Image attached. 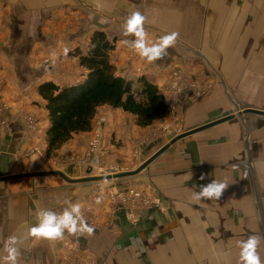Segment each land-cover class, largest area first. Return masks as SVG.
<instances>
[{"label":"rangeland","instance_id":"1","mask_svg":"<svg viewBox=\"0 0 264 264\" xmlns=\"http://www.w3.org/2000/svg\"><path fill=\"white\" fill-rule=\"evenodd\" d=\"M151 1L147 4L142 1V14L145 7L151 13H164L162 0ZM178 15L173 23L180 27L179 18H184L181 22H185L186 14H180L179 18ZM86 44L82 49L71 45L69 53L76 48L84 52ZM198 49L197 54L202 58L193 55L187 60H173L166 76L157 81L168 104L163 120L132 130L122 143L121 139L113 134L106 135L103 130L111 110L104 105L98 108L90 134L83 135L84 148L60 151L52 157L44 153L46 114L44 102L36 92L37 83L18 85L14 77L0 75V148L12 126L21 128L17 157L3 158L0 176L52 170L67 174L72 168H79L84 174L82 177L132 171L172 138L190 129L207 112V104H216L212 97L214 90H218V104H228L233 109L230 111L232 118L241 115L239 112L243 108L237 106L236 110L231 104L264 105L263 76L258 77L254 71L249 78L251 88L247 86L249 95L244 100L232 99L231 102L223 92L222 78L203 57L202 48ZM68 56L66 60L56 59L55 65L50 59L43 61L42 66L47 70L43 68L47 73L44 78L54 79L53 74H58L65 82L75 79L81 68L77 71V58ZM139 76L132 79L133 84ZM260 133L264 134V128ZM95 136L99 144L90 152L89 142ZM259 136L254 139L261 140ZM112 144L120 146L121 154L117 157H113L109 149ZM162 158L134 175L110 178L113 181L105 185L103 195L98 197L99 203L97 198L87 196L89 188L84 187L83 182L69 183L54 174L1 180L0 264H8L3 260L7 256L5 244L13 235L17 241L12 246L20 252L18 264H241L239 242L251 234L260 236L257 252L264 264V230L252 197H248L252 205L247 206L228 204L225 196H221L224 198H220L218 204L203 206L202 200L195 198L199 190L188 186L180 188V175L173 178L176 182L165 177ZM75 188H78L76 194ZM91 192L98 196L97 189ZM67 198L83 200L81 213L86 223L94 227L93 234L85 232L75 236L64 229L62 240L30 237L28 229L39 223L38 213L48 210L61 215L67 208ZM152 210L158 212L145 217Z\"/></svg>","mask_w":264,"mask_h":264},{"label":"crops","instance_id":"2","mask_svg":"<svg viewBox=\"0 0 264 264\" xmlns=\"http://www.w3.org/2000/svg\"><path fill=\"white\" fill-rule=\"evenodd\" d=\"M142 1L145 4L152 2L151 0H0V75L14 77V82L18 85L28 82L38 84L45 80H52L60 85L74 83L86 72L78 64L77 71L81 68L78 76L65 82V79L58 74H53L54 79L44 78L47 73L44 72L46 68L42 66V62L46 59L51 60L53 53L57 55L58 60H66L69 54L76 58L69 52L64 56V46L70 48L71 45H78L82 49L83 45L88 43L93 30H102L108 38H115V47L110 53V59L116 73L131 80L140 74L157 84L158 79L166 76L173 60L177 58L187 60L193 55L202 58L197 54L200 51L199 46L205 53L203 57L211 63L213 71L222 78L223 92L231 102L232 99L244 100L249 95L247 86L251 88L249 78L254 71L258 77H264V0H160L161 4H164L161 5L165 8L164 13L157 11L151 13L145 7L143 14L147 20L144 27L149 38L155 40L172 31L180 34L175 45L169 46L160 59L151 63L141 58L131 47L136 39L135 36L123 35L125 20L133 11L141 10ZM177 14H186L185 22H181L184 18H179L178 15L180 27L173 23L176 22ZM125 40L127 44L123 43ZM138 69H142L141 72ZM0 85L2 87L1 83ZM216 91L218 90H214L212 94L216 104H207L205 107L208 110L204 114L209 112L211 114L207 117L203 114L204 116L197 119L191 128L225 112L232 114L230 111L233 109L229 108L228 104H218ZM237 106L243 109L248 106L264 109V105L260 103L231 104L236 110ZM243 109L239 112L242 113L239 116L175 140L147 166L157 162L162 156L166 178L176 182L173 178L180 175V188L188 186L196 188L199 192L202 187L213 181L225 182L227 187L221 196L227 197L228 204L242 206L252 205L251 201H248V197H252L254 207L259 212L261 228L264 230V134L260 133L264 128V116L245 113ZM47 126L48 120L45 116L44 132ZM138 128L141 127L135 124L132 114L119 108H111L108 122H105L103 130L107 132L106 135L113 134L125 143L128 134ZM20 130L19 125L12 126L3 148H0V166L5 162L3 158L17 157ZM89 132H74L58 152L82 150L83 135ZM258 134L261 135L259 137L262 141L254 139ZM116 146L117 144L109 145L113 157L121 154V150H118L120 146ZM54 175L64 179L59 174ZM65 175L69 183L83 182L84 187L89 188L87 194L89 198L102 196L105 185L113 181L110 178L82 180L84 174H81L79 168L69 169ZM41 176H49V174ZM70 176L72 179L69 178ZM201 176L204 178L201 179ZM22 178L24 177L6 181ZM93 189H97L98 196L91 192ZM77 192L78 188H75L74 193ZM221 196L220 198H224ZM67 199L65 210L70 209L72 204L83 201ZM200 199L203 206L218 204L219 201L215 197ZM157 212V210L149 211L145 217Z\"/></svg>","mask_w":264,"mask_h":264},{"label":"trees","instance_id":"3","mask_svg":"<svg viewBox=\"0 0 264 264\" xmlns=\"http://www.w3.org/2000/svg\"><path fill=\"white\" fill-rule=\"evenodd\" d=\"M115 38L104 31L93 30L85 52L71 54L86 70L84 76L71 84H57L45 80L36 85V92L44 102L48 126L44 132L47 157L55 156L74 132H89L99 107L119 108L134 116L135 124L146 127L165 118L168 105L158 85L145 75L133 84L115 71L110 53Z\"/></svg>","mask_w":264,"mask_h":264},{"label":"clouds","instance_id":"4","mask_svg":"<svg viewBox=\"0 0 264 264\" xmlns=\"http://www.w3.org/2000/svg\"><path fill=\"white\" fill-rule=\"evenodd\" d=\"M147 17L140 11H133L125 20L123 24V35H134L135 40L132 42L131 47L141 57L151 63L161 58L162 53L169 46L176 43L177 37L180 35L177 31L164 34L159 38L153 40L149 38L148 32L145 30V22ZM124 44L128 42L123 41ZM69 49H63V55L67 56ZM57 55H51V63L55 65ZM204 177L201 176V179ZM227 187L225 182L213 181L211 184L202 187L201 191L196 194V200L201 197H215L217 200L223 194ZM100 200L97 198V203ZM82 204L77 202L71 205V211L65 210L61 215H57L52 211H41L38 213L39 223L28 229V235L36 239H47L50 241L62 240L64 238V229H67L71 235L78 236L82 233L93 234L94 227L86 223L82 213ZM79 221V223H77ZM17 241L16 236L8 237L5 244L7 256L3 257L4 261L8 264H18L19 250L13 247ZM260 242V236L251 234L246 240L239 242L240 253L239 259L241 264H262L260 256L257 252V246Z\"/></svg>","mask_w":264,"mask_h":264},{"label":"water","instance_id":"5","mask_svg":"<svg viewBox=\"0 0 264 264\" xmlns=\"http://www.w3.org/2000/svg\"><path fill=\"white\" fill-rule=\"evenodd\" d=\"M243 112L259 114V115H263L264 116V110H260V109H256V108L248 107V108L243 109ZM232 116H233L232 114H229L228 112H225V113L217 116L216 118H213L210 121H206V122L200 123L197 126H195L194 128H191V129H189V130H187L185 132H182L181 134L175 136L169 142H167L166 144L161 146L157 151H155L151 156H149L136 169H134L132 171L121 172V173H117V174H113V175L87 176V177L82 178V180H96V179H106V178H117V177H124V176L134 175V174L138 173L139 171H141L143 168H145L155 157H157L159 154H161L175 140H177V139H179V138H181L183 136H186L188 134H191L193 132H196V131H198V130H200L202 128H205L207 126H210V125H213L215 123H218V122L224 121L226 119H229ZM47 174H59L65 180H68L66 177H64V175L60 171L52 170V171L30 172V173H22V174H15V175L0 176V181L1 180L13 179V178L31 177V176L33 177V176L47 175Z\"/></svg>","mask_w":264,"mask_h":264},{"label":"built area","instance_id":"6","mask_svg":"<svg viewBox=\"0 0 264 264\" xmlns=\"http://www.w3.org/2000/svg\"><path fill=\"white\" fill-rule=\"evenodd\" d=\"M167 103V102H166ZM168 105V104H167ZM104 118L102 117V120H103ZM90 144V152L91 151H95L96 149H97V147H98V144H99V138H98V136H95L90 142H89ZM130 193H133V190H131V192Z\"/></svg>","mask_w":264,"mask_h":264}]
</instances>
